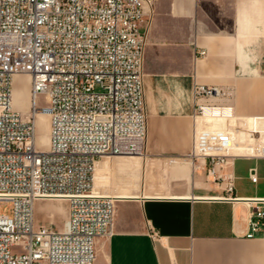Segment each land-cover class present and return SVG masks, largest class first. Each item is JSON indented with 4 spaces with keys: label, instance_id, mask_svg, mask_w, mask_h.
Instances as JSON below:
<instances>
[{
    "label": "crops",
    "instance_id": "obj_1",
    "mask_svg": "<svg viewBox=\"0 0 264 264\" xmlns=\"http://www.w3.org/2000/svg\"><path fill=\"white\" fill-rule=\"evenodd\" d=\"M143 28L145 150L96 163L114 224L95 264H264V225L248 235L264 208V0H155Z\"/></svg>",
    "mask_w": 264,
    "mask_h": 264
},
{
    "label": "built area",
    "instance_id": "obj_2",
    "mask_svg": "<svg viewBox=\"0 0 264 264\" xmlns=\"http://www.w3.org/2000/svg\"><path fill=\"white\" fill-rule=\"evenodd\" d=\"M154 2L0 0V203H12L11 213L0 212V264H95L97 239L114 224L112 198L93 188L96 163L145 150L143 27ZM16 74L30 75L36 98H44L28 116L12 105ZM207 109L218 108L196 111ZM41 112L50 118L47 150L36 137ZM211 159L214 173L224 160ZM59 196L69 198L70 212L56 230L37 219L36 202ZM261 225L264 208L254 206L248 235Z\"/></svg>",
    "mask_w": 264,
    "mask_h": 264
},
{
    "label": "rangeland",
    "instance_id": "obj_3",
    "mask_svg": "<svg viewBox=\"0 0 264 264\" xmlns=\"http://www.w3.org/2000/svg\"><path fill=\"white\" fill-rule=\"evenodd\" d=\"M19 85H22L26 82L25 76H21L20 80L18 81ZM43 97H39V101H43ZM25 115L28 111H22ZM37 143L38 147L41 149H47L49 145V139H50V118L48 115L39 113L37 116ZM61 199H56L52 201V199H46V200H39L36 202V217L42 222L51 223L53 225V228L56 230H61L64 228L65 220L67 219V214L61 215L59 214L54 206L56 208L61 203H65V201H60ZM66 204V203H65ZM68 210V207H66ZM12 211V203L11 202H2L0 203V212H8L11 213ZM50 211L52 214H50ZM64 214V213H63Z\"/></svg>",
    "mask_w": 264,
    "mask_h": 264
},
{
    "label": "bare ground",
    "instance_id": "obj_4",
    "mask_svg": "<svg viewBox=\"0 0 264 264\" xmlns=\"http://www.w3.org/2000/svg\"><path fill=\"white\" fill-rule=\"evenodd\" d=\"M21 76H25L26 82L23 83L22 85H19L18 81L20 80ZM37 101H39V97L36 98V96H35V91L33 89L32 80H31L30 75H28V74H16L14 76L13 90H12V105H13V107L16 110L20 111L24 116H28L29 112H30V108H33V106L36 104ZM22 111H28V112L25 115ZM211 111H213L214 113H221L222 112L219 109H215V110L207 109L206 112L203 114L210 113ZM38 114H37V116H38ZM41 114L48 115L47 113H42V112H41ZM36 132H37V117H36ZM47 149H42V150H47ZM49 199L68 200L69 212H70V201H69V198H67L66 196L52 197ZM68 216H69V213H68ZM67 220H68V217H67L65 223L67 222Z\"/></svg>",
    "mask_w": 264,
    "mask_h": 264
}]
</instances>
